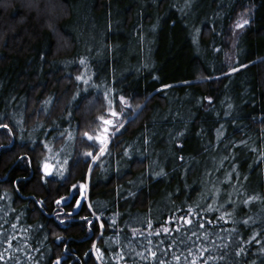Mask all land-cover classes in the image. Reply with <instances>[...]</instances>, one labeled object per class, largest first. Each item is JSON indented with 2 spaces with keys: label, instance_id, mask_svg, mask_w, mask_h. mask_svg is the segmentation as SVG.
I'll use <instances>...</instances> for the list:
<instances>
[{
  "label": "trees",
  "instance_id": "1",
  "mask_svg": "<svg viewBox=\"0 0 264 264\" xmlns=\"http://www.w3.org/2000/svg\"><path fill=\"white\" fill-rule=\"evenodd\" d=\"M0 124V264H264V0H0Z\"/></svg>",
  "mask_w": 264,
  "mask_h": 264
},
{
  "label": "rangeland",
  "instance_id": "2",
  "mask_svg": "<svg viewBox=\"0 0 264 264\" xmlns=\"http://www.w3.org/2000/svg\"><path fill=\"white\" fill-rule=\"evenodd\" d=\"M129 103L131 104V102H129ZM98 106L99 105H98L97 101L90 99L88 101V103L86 104V108L84 110V113L86 116H89V115L92 116L93 115L92 119L90 120L89 125L85 124L86 126H88L86 132H88L90 135H92L93 139L89 140L88 137L85 136L86 132L83 134L84 137L88 140V142H87V143H89L88 146L89 147L91 146L92 149H96L98 151V152H92L93 156L96 157V159L93 161H96L98 156L101 154L100 149L104 148V150H106V148L108 147V144L112 141L113 138H115V136L117 135L119 130L122 127L126 126L128 123H130V120H132L133 118H135L138 115V113L141 111V107L143 106V104L138 105V103H137L134 114L130 117V119H127V120L124 119V115H125L126 111L131 106L128 107L124 103L120 102L119 110L116 109V110L108 111V110H106L105 107H102L101 114H99L98 116H95L94 114H96L95 111H98ZM112 111H116L117 113H120V115L118 117H113L111 115ZM100 117H104V119H110V120H112L113 123L111 125H105L103 123V121L100 120ZM121 124L123 125L122 127L120 126ZM104 128L108 129V131L106 133L103 131ZM96 136H101V137L106 138V141H107L106 145L100 144L99 141L95 139ZM65 148H67L65 150V152L67 154H70L71 147L66 146ZM50 169L51 168L49 167V171L51 173ZM42 171H43V169H42Z\"/></svg>",
  "mask_w": 264,
  "mask_h": 264
},
{
  "label": "snow or ice",
  "instance_id": "3",
  "mask_svg": "<svg viewBox=\"0 0 264 264\" xmlns=\"http://www.w3.org/2000/svg\"><path fill=\"white\" fill-rule=\"evenodd\" d=\"M247 23H248V21L247 20H244L242 23H238L237 24V27H243ZM235 70L236 69H233V71H235ZM77 79H81V78L78 77ZM119 99H120V102L121 103H124L126 106H128V107L131 106L130 103L126 100L125 97L121 96ZM111 115L113 117H118L120 115V113H117L116 111H112L111 112ZM100 120H102L105 125H111L113 123L112 120H110V119H104V117H100ZM120 126L122 127L123 125L121 124ZM0 128L8 129V132L9 133H11V131H12L11 128H9V126L7 124H0ZM103 131L106 133L108 131V129L107 128H104ZM85 136H87L89 140H92L93 139V136L90 135L87 132L85 133ZM95 139L98 140L99 143L102 144V145H106V143H107L106 138H104V137L96 136ZM103 151H104V148H101L100 149V152L103 153ZM87 156L92 157L93 160L96 159V157L93 156L92 152H88L87 153ZM43 171H44L45 175L51 174L50 171H49V166H48L47 162H45L43 164ZM57 203H60V202L57 201ZM77 206H79V204H77ZM152 255L155 256V253H152ZM57 264H60V262L57 261Z\"/></svg>",
  "mask_w": 264,
  "mask_h": 264
},
{
  "label": "water",
  "instance_id": "4",
  "mask_svg": "<svg viewBox=\"0 0 264 264\" xmlns=\"http://www.w3.org/2000/svg\"><path fill=\"white\" fill-rule=\"evenodd\" d=\"M85 195H86L85 187H82L81 190H80V195H79L78 201H77V203H79L78 207H80V205L83 204V201L85 200ZM57 261H59L60 264H62L64 259L63 258H59V259H57ZM54 264H57V262H55Z\"/></svg>",
  "mask_w": 264,
  "mask_h": 264
}]
</instances>
